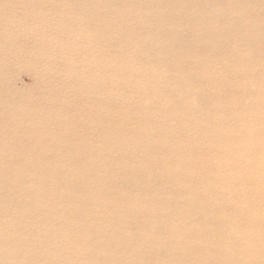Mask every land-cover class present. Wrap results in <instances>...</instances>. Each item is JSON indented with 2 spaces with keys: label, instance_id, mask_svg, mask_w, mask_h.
Listing matches in <instances>:
<instances>
[{
  "label": "bare ground",
  "instance_id": "obj_1",
  "mask_svg": "<svg viewBox=\"0 0 264 264\" xmlns=\"http://www.w3.org/2000/svg\"><path fill=\"white\" fill-rule=\"evenodd\" d=\"M0 264H264V0H0Z\"/></svg>",
  "mask_w": 264,
  "mask_h": 264
},
{
  "label": "rangeland",
  "instance_id": "obj_2",
  "mask_svg": "<svg viewBox=\"0 0 264 264\" xmlns=\"http://www.w3.org/2000/svg\"><path fill=\"white\" fill-rule=\"evenodd\" d=\"M25 82L29 83L30 82L29 78H25Z\"/></svg>",
  "mask_w": 264,
  "mask_h": 264
}]
</instances>
